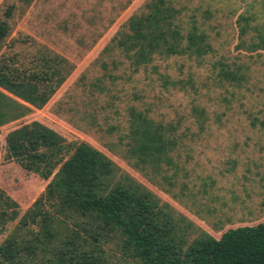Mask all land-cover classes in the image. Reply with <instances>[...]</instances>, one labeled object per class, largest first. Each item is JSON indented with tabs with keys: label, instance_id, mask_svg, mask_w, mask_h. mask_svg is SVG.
<instances>
[{
	"label": "rangeland",
	"instance_id": "374dc122",
	"mask_svg": "<svg viewBox=\"0 0 264 264\" xmlns=\"http://www.w3.org/2000/svg\"><path fill=\"white\" fill-rule=\"evenodd\" d=\"M152 1L33 0L21 12V0H0V23L10 27L0 55L28 57L44 45L74 63L43 108L0 127V180L22 211L40 198L53 211L42 197L48 182L6 174L16 168L6 156L8 132L36 120L111 158L115 180L152 192L186 230L187 244L264 221V0H167L183 31L196 24L212 50L156 55L134 70L115 37ZM222 65L239 81L224 79ZM141 118L174 141L158 164L133 152ZM81 234L107 264H141L119 231Z\"/></svg>",
	"mask_w": 264,
	"mask_h": 264
},
{
	"label": "trees",
	"instance_id": "16d2710c",
	"mask_svg": "<svg viewBox=\"0 0 264 264\" xmlns=\"http://www.w3.org/2000/svg\"><path fill=\"white\" fill-rule=\"evenodd\" d=\"M21 1V12L33 2ZM146 7L115 37L134 70L156 55L202 57L212 50L196 24L183 31L179 9L167 0ZM9 32L8 23L1 22L0 44ZM73 69L67 57L44 45L28 57L0 55V127L43 108ZM220 74L226 80L240 78L226 65ZM141 119L133 131V152L158 164L174 141L167 128ZM6 156L16 165L6 170L11 179L32 176L48 182L42 197L53 211L44 208L41 198L22 211L0 180V238L5 235L0 264H43L41 259L47 264H107L105 257L84 248L81 231H119L141 264H264V221L228 229L219 238L205 233L187 244L186 230L152 192L132 180H115L111 158L87 142L74 146L40 121L8 132Z\"/></svg>",
	"mask_w": 264,
	"mask_h": 264
}]
</instances>
